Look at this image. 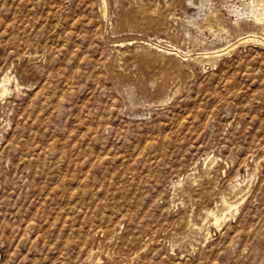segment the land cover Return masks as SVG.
I'll use <instances>...</instances> for the list:
<instances>
[{
    "label": "rangeland",
    "instance_id": "1",
    "mask_svg": "<svg viewBox=\"0 0 264 264\" xmlns=\"http://www.w3.org/2000/svg\"><path fill=\"white\" fill-rule=\"evenodd\" d=\"M262 11L0 0V264H264Z\"/></svg>",
    "mask_w": 264,
    "mask_h": 264
},
{
    "label": "bare ground",
    "instance_id": "2",
    "mask_svg": "<svg viewBox=\"0 0 264 264\" xmlns=\"http://www.w3.org/2000/svg\"><path fill=\"white\" fill-rule=\"evenodd\" d=\"M259 11V10H258ZM261 11V10H260ZM264 13H263V11L262 12H257V13H254V15H253V18H254V20H255V22H261V18H262V15H263ZM255 38H257V37H255ZM254 39V38H253ZM258 40V39H257ZM258 42H259V40H258ZM7 81V80H6ZM7 88H5V86L3 87V90H6ZM238 184V183H237ZM212 211V210H211ZM214 216V215H213ZM216 216V215H215ZM219 217V216H218ZM218 217L216 216V218H215V223H217L218 221H220L219 219H218ZM214 218V217H213ZM219 224V223H218Z\"/></svg>",
    "mask_w": 264,
    "mask_h": 264
}]
</instances>
